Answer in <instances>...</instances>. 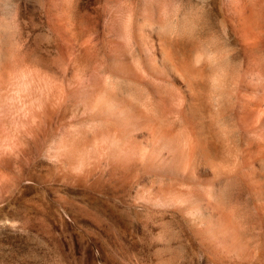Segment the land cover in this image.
<instances>
[{
    "label": "bare ground",
    "instance_id": "obj_1",
    "mask_svg": "<svg viewBox=\"0 0 264 264\" xmlns=\"http://www.w3.org/2000/svg\"><path fill=\"white\" fill-rule=\"evenodd\" d=\"M225 1L209 6L233 32L246 55L241 61H201L190 48L176 55L167 27L181 5L168 4L158 14L155 5L146 13L150 4L145 13L134 10L137 52L127 61L130 69H110L96 84L93 147L76 146L71 159L105 158L109 217L125 235L148 247L169 232L178 244L195 241L212 256L242 263L257 255L253 239L264 235V0ZM9 5L16 7L11 19L4 11ZM22 7L0 0V87L14 93L30 122L23 126L17 115L0 114V172L7 174H19L26 159L43 160L49 119L63 118L59 96L49 98L47 70L49 32L60 47L61 25L50 23L39 4L30 13ZM99 43L95 39L98 73L107 68ZM100 176L94 186L101 192Z\"/></svg>",
    "mask_w": 264,
    "mask_h": 264
},
{
    "label": "rangeland",
    "instance_id": "obj_2",
    "mask_svg": "<svg viewBox=\"0 0 264 264\" xmlns=\"http://www.w3.org/2000/svg\"><path fill=\"white\" fill-rule=\"evenodd\" d=\"M26 1L14 0L28 13L38 9L39 4L46 11L47 20L51 18L50 23L61 25L60 47L49 32V63H46L48 73L52 72L48 80L49 98L53 102L56 94L59 96L63 118L59 122L56 117L49 119L43 160L35 157L24 160L21 174L0 172V264H264L262 234L253 239L259 252L253 258L247 257L249 263L246 259L242 263L234 260L230 263L226 258L212 256L195 241L178 244L169 232L161 233L152 246H144L133 236L125 235L123 228L110 220L104 194L107 184L105 158H101L104 159L101 163L92 155L84 162L81 156L71 159L76 146L89 150L93 147L97 125L92 100L96 84L104 82L110 69L119 73L130 69L127 61H131L130 54L137 52L131 38L133 12L142 13L149 4L146 13L155 5L156 10L149 12L157 14L168 4V8L181 5L180 16L167 27V34L173 36L171 39L169 35L171 42L175 41L172 43L176 55L184 56L190 48L188 51L193 57L201 55V61L207 58L210 61H241L244 58L241 46L233 43L230 27L221 23L216 10H211V0ZM228 1L229 5L239 2H225L228 4ZM6 8L8 10L4 8V11L11 19L16 7ZM95 39L102 45V61L107 65L100 73L94 62ZM215 52H223V60H216L214 56L218 54ZM6 89V86L0 87V114H15L23 126L30 124L22 114L18 99L13 97L14 93ZM32 123L34 125V119ZM97 163L100 168L96 167ZM98 174H101V192L94 186Z\"/></svg>",
    "mask_w": 264,
    "mask_h": 264
}]
</instances>
